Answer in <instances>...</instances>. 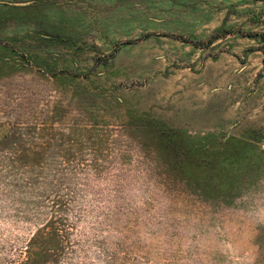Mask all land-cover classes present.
Returning a JSON list of instances; mask_svg holds the SVG:
<instances>
[{"label": "rangeland", "instance_id": "rangeland-1", "mask_svg": "<svg viewBox=\"0 0 264 264\" xmlns=\"http://www.w3.org/2000/svg\"><path fill=\"white\" fill-rule=\"evenodd\" d=\"M0 264H264V4L0 0Z\"/></svg>", "mask_w": 264, "mask_h": 264}, {"label": "trees", "instance_id": "trees-1", "mask_svg": "<svg viewBox=\"0 0 264 264\" xmlns=\"http://www.w3.org/2000/svg\"><path fill=\"white\" fill-rule=\"evenodd\" d=\"M254 1H256V2H261V3L264 4V0H254ZM226 34H228V33H226Z\"/></svg>", "mask_w": 264, "mask_h": 264}]
</instances>
